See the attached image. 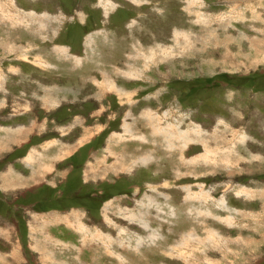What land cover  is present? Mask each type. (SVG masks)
<instances>
[{
  "label": "rangeland",
  "instance_id": "obj_1",
  "mask_svg": "<svg viewBox=\"0 0 264 264\" xmlns=\"http://www.w3.org/2000/svg\"><path fill=\"white\" fill-rule=\"evenodd\" d=\"M0 264H264V0H0Z\"/></svg>",
  "mask_w": 264,
  "mask_h": 264
},
{
  "label": "bare ground",
  "instance_id": "obj_2",
  "mask_svg": "<svg viewBox=\"0 0 264 264\" xmlns=\"http://www.w3.org/2000/svg\"><path fill=\"white\" fill-rule=\"evenodd\" d=\"M8 18V17H7ZM10 20H12V18L10 19ZM148 117V116H147ZM149 119V118H148ZM158 122V121H157ZM169 127V126H168ZM159 130H160V128H158ZM163 132H164V135L165 136H167V137H170V134H172V132H170V131H166V129L165 130H163V129H161ZM126 132H128V130L126 131ZM183 132V131H182ZM161 135H162V133L161 132H159ZM198 133V132H197ZM183 137H184V135H183ZM186 137V136H185ZM173 138V137H172ZM178 138H180V140L182 139V141H183V139L184 138H181V137H178ZM177 139V138H176ZM176 141V140H175ZM185 141V140H184ZM169 142V141H168ZM172 142V141H171ZM178 142V141H177ZM179 143V142H178ZM173 145V144H172ZM143 162L144 161H146V159L144 160H142Z\"/></svg>",
  "mask_w": 264,
  "mask_h": 264
},
{
  "label": "trees",
  "instance_id": "obj_3",
  "mask_svg": "<svg viewBox=\"0 0 264 264\" xmlns=\"http://www.w3.org/2000/svg\"><path fill=\"white\" fill-rule=\"evenodd\" d=\"M3 203V202H2ZM10 212H12V210H10ZM12 214L14 215V212H12ZM18 233H19V229H18Z\"/></svg>",
  "mask_w": 264,
  "mask_h": 264
},
{
  "label": "crops",
  "instance_id": "obj_4",
  "mask_svg": "<svg viewBox=\"0 0 264 264\" xmlns=\"http://www.w3.org/2000/svg\"><path fill=\"white\" fill-rule=\"evenodd\" d=\"M26 158H27V156H26ZM31 162H32V161H31ZM31 162H30V163H31ZM18 229H19V228L16 229L17 232H18Z\"/></svg>",
  "mask_w": 264,
  "mask_h": 264
}]
</instances>
